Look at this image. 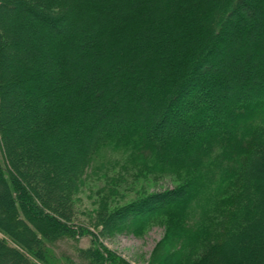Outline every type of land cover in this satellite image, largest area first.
<instances>
[{
    "label": "trees",
    "instance_id": "1",
    "mask_svg": "<svg viewBox=\"0 0 264 264\" xmlns=\"http://www.w3.org/2000/svg\"><path fill=\"white\" fill-rule=\"evenodd\" d=\"M108 149L183 182L67 221ZM0 186V264H131L101 236L158 221L148 264H264V0H0Z\"/></svg>",
    "mask_w": 264,
    "mask_h": 264
},
{
    "label": "rangeland",
    "instance_id": "2",
    "mask_svg": "<svg viewBox=\"0 0 264 264\" xmlns=\"http://www.w3.org/2000/svg\"><path fill=\"white\" fill-rule=\"evenodd\" d=\"M9 11L11 15L14 14V10L10 9ZM254 17L251 16L250 19ZM233 60L234 58L230 57L227 61L232 62ZM221 66H225V64ZM33 118L32 114H28L22 119V122L25 125H30ZM59 150L61 149L59 148ZM122 152L108 149L104 152V157L100 156L94 162L93 166L96 164L98 166L89 168L74 183L69 197H65L67 198L65 204L61 205L65 210L67 209V221L83 224L93 230L92 227L99 225L103 216L117 207L139 202L148 196L161 194L182 184L183 179L176 176L156 174L149 169L129 165L128 153ZM71 156L70 153L66 156L65 162L68 164L71 161ZM2 192L0 186V197L3 196ZM61 197L63 196L61 195ZM128 219L130 220L131 217ZM164 227V223L158 221L141 237L114 232L101 236L100 241L105 248L115 252L131 264H148L155 247L161 240ZM90 243V238L87 235L75 238L65 235L48 248L58 259L54 261V264H70V262L79 264L77 250L89 247ZM61 255L66 259L62 260L59 257Z\"/></svg>",
    "mask_w": 264,
    "mask_h": 264
}]
</instances>
